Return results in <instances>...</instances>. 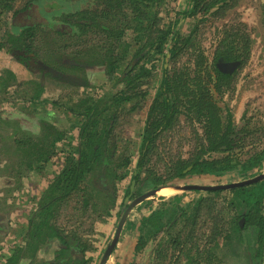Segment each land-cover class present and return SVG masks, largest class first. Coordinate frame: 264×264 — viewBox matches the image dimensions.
Listing matches in <instances>:
<instances>
[{
    "label": "trees",
    "instance_id": "16d2710c",
    "mask_svg": "<svg viewBox=\"0 0 264 264\" xmlns=\"http://www.w3.org/2000/svg\"><path fill=\"white\" fill-rule=\"evenodd\" d=\"M205 1L190 0L188 7H191V11L188 13L196 14ZM156 3L159 4L160 1L0 0V23H3L7 16L10 18L7 22L9 28L5 32L6 41L0 39V51L33 54L37 51L36 35L40 31L53 30L57 36L70 35V39L76 41L74 45L77 49L70 57L72 66L63 70L60 66H53L42 60L50 73L39 74L54 79V82L67 90L77 91L87 87L89 83L81 73L84 67L97 63L105 66L108 78L115 79L114 85L121 87L108 94L110 97L99 100L82 95H78L74 100H66V96L57 100L55 105L66 115L72 116L71 128L75 130V141L78 144H74V139L68 136V131L54 128L55 130L50 132V126L45 127L38 138L22 136L20 139H13L18 146L16 152L21 156L18 158V174H22L24 169L36 173L47 171L45 168L51 160L62 152L58 153L59 145L63 144V147L69 148L70 151L63 152L67 155L65 165L42 193L37 201L38 210L28 220L24 237L26 244L17 247L6 264H19L25 256L34 259L41 248L52 243H58L60 249L55 251V260L48 264H90L91 259H87L85 254L91 248L83 243L80 234H68L57 226L60 209L70 205L72 201L77 203L75 207L78 205L76 210L79 205L88 209L93 203V196L99 197L94 193L103 191L107 200L102 219L113 217L112 211L118 203L116 185L128 178L144 185L146 193L165 186L188 184L190 179H197V182L211 181L236 172L242 182L264 172V150L258 152L255 149L257 147L253 146L251 152L245 155H242V152L241 156L239 154L244 146L256 143L252 136L255 138L259 133L250 131L247 127L237 129L232 115L226 112V116L222 117L223 110L214 102L212 87L217 93L223 94V91L231 88L234 83V74L222 73L217 68V63L232 60H239L242 64L246 62L231 41L227 43L229 37L225 38L216 50L213 72H208L205 78L199 72L192 77L186 65L174 68L173 73L164 65L162 81L140 138L135 170L131 171L133 156L118 154L113 140L117 120L134 99L146 96L141 92V87L146 79L153 76L156 67L154 60L161 57L166 63L173 61L194 36L191 32L182 39L178 31L158 27ZM97 6L100 7L96 8ZM213 7L214 4L204 6L202 13L209 12ZM132 29L136 33V46H132L134 49L130 50L131 46L125 44L123 38L126 31ZM97 36L100 37L97 40L104 43L96 45ZM246 39L248 43L249 39ZM105 45L109 47L105 48ZM71 47L73 45L68 46ZM97 49L99 56L94 60L89 53ZM195 57L198 63L205 61L202 54ZM17 60L22 64L26 62L24 57ZM10 84L20 85L15 73L10 69H3L0 71V89L6 90L7 93ZM24 85L32 86L31 90L29 89L32 95L29 97L30 102H26L28 107L30 106L28 109L36 113L41 108L38 104L45 92L44 79L39 77V80H31ZM180 97L185 101L182 102ZM135 108L136 106L132 109ZM158 108L161 114L155 116ZM184 113L201 122L203 133L199 137L200 143H197L190 157H180L167 168L169 174L165 179L156 178L153 171L147 168L150 161L148 156L158 150L160 136ZM143 170L146 176L140 180ZM222 191L226 190L210 192L220 195ZM227 191L231 196V201H227L231 207L230 211L240 215L237 219L234 217V221L245 218L249 226L258 230V237L264 244V179ZM130 193L129 187L127 195ZM138 194V197L143 195ZM182 196H173L170 203L179 205L182 203ZM147 203L148 201H144L139 204L135 211H141ZM127 205H123V212ZM180 208L178 206V211L184 213L186 209ZM121 213L115 214L114 217L120 219ZM166 214V209L160 208L153 210L150 215H144L138 221L126 219L125 229L138 227V251L147 246L148 238L162 233L163 228L168 225L163 221ZM232 225L238 230V225ZM217 226L219 225L213 229L214 244H217V238L223 236V230L217 229ZM231 226L230 232L233 230Z\"/></svg>",
    "mask_w": 264,
    "mask_h": 264
},
{
    "label": "rangeland",
    "instance_id": "374dc122",
    "mask_svg": "<svg viewBox=\"0 0 264 264\" xmlns=\"http://www.w3.org/2000/svg\"><path fill=\"white\" fill-rule=\"evenodd\" d=\"M159 1L160 3H156L155 8L159 19L157 26L178 31L182 39L189 36L191 32L194 36L189 45H185L173 61L166 63L161 57L154 60L156 67L153 76L146 79L141 87V92L146 96L134 99L117 120L113 140L118 148V154L133 156L131 171L135 170L140 138L162 81L164 65L168 67L170 73H173L174 68L186 65L192 77L195 76L196 72H199L205 78L208 72H213L215 52L227 37H229L227 43L231 41L238 49V53L244 56L246 62L241 64L233 73L234 83L231 88L224 90L223 94L217 93L214 87L211 88L214 102L223 110L222 117L226 116V112L232 115L237 129L247 127L246 129L259 133V136L255 138L252 136L256 142L254 145L244 146L243 151L240 149V156L242 152V155L251 152L253 146L257 147L255 149L258 152L264 150V0H206L194 15L188 13L191 11V7H188L190 0ZM211 4H214V7L209 12L202 13L204 6ZM8 21L10 18L7 16V19L0 23V39L3 42L6 41L5 32L9 28L7 26ZM70 38V35L57 36L53 30L37 32L36 50L38 58L36 59L41 63L43 60L53 66H60L63 70L69 69L72 66L70 57L77 50L74 45L76 41ZM97 38L100 37L95 38L96 45L104 43ZM246 38L249 39L248 43ZM135 40L136 33L133 29L126 31L123 41L131 46L130 50L134 49L132 46H136ZM69 45H73V47L68 48ZM110 45L113 46V44ZM107 47L109 45H105V48ZM98 51L97 49L90 52L89 56L95 60L99 56ZM200 54L204 57L203 63H198L197 57H195ZM6 68L15 73L20 85L10 84L7 93L6 90L0 89V264H6L14 250L26 244L24 237L28 220L38 210L37 201L42 193L48 188L55 174L65 165L67 155L63 152L70 151L69 148L65 149L63 144L59 145L58 153L62 152L56 156L57 158L54 157L51 160L49 166L45 168L47 171L36 173L24 169L22 174H18V158L21 156L16 152L18 146L13 139H20L22 136L38 138L42 135L44 128L50 126L48 128L51 130L50 132L55 129L68 131V136L73 138L74 144H76L77 136L75 130L73 131L71 128L72 116L66 115L55 105L57 100L65 96L66 100L69 98L74 100L78 95L99 100L103 97H110L108 94H112L121 88L114 85L115 79L108 78L105 66L97 63L87 65L81 73L89 81L88 86L77 91L69 88L67 90L60 85L55 86L51 79L47 78L45 92L39 101L40 103L38 102L41 108L35 113L28 109L30 106L28 107L26 102H30L32 86L24 84L31 80H38L39 76L35 74L36 70L27 69L17 61L12 53L2 50L0 51V71ZM180 99L182 102L185 101L182 97ZM134 106L136 108L132 109ZM158 113L161 114L159 108L154 115L156 116ZM202 133L201 122L191 119L185 113L179 115L170 129L160 136L158 150L151 154L147 168L153 171L156 178L165 179L169 174L167 168L170 165L180 157L188 158L193 154L197 143H200L199 137ZM145 176L146 172L143 170L140 180H143ZM197 181V179H190L188 184L228 185L241 182V179L236 172H233L226 174L221 179ZM132 183L133 180L128 178L116 185L118 203L113 214L118 211L122 212L121 216L124 214L121 210V204L124 199L126 201L127 197L130 196L127 195V189L131 188ZM145 191V186L136 182L133 197L138 198V193H145ZM102 192L94 193L99 197L93 196V203L88 209L79 205V209L76 210L78 205L75 207L77 203L72 201L70 205L60 209L61 214L57 218V226L68 234L78 232L83 243L92 244L91 249L86 253V257L92 259L91 264L100 263L105 252V242L108 240L109 245L115 238L118 229L119 218H116V222L112 224V233V229L110 233L103 229L106 227V220L110 219V216L106 220L102 219V212L106 210L107 200V195ZM176 195H183L182 203L172 205L170 200ZM146 201H148L147 206L142 211H148L149 208H155L154 210L166 209L167 214L163 221L170 224L172 236L171 238L166 237L162 232L157 238H148V244L144 250H135L130 263L127 261L128 264H173L176 257H180L188 251L195 257L200 251L201 241H205L204 250L207 252H209L208 249L212 250L209 252L211 257L215 252L220 264H242L229 256L230 251L224 242L235 217L233 210L230 211L231 207L227 203V201H231V196L227 190L216 195L214 192H186L177 189L175 192L158 195L155 199L151 198ZM200 204L202 207L198 209ZM178 206L185 208V212H179ZM191 207L193 208L191 209ZM142 215L134 209L129 213L128 220L138 221ZM215 224L219 225L217 229L223 230L222 238L216 239L217 244H214L212 240ZM100 225L103 231L99 229ZM200 229L202 230L198 232ZM196 230L195 238L189 237L190 232L195 233ZM178 232L182 233V244L172 240L175 238L174 234L176 235ZM124 233H121L119 243L122 242ZM138 236L139 234H137V240ZM229 243L231 244L232 240ZM253 243L254 239L252 238L246 242V248L249 249ZM41 249L34 259H31V256H25L19 264H48L55 260V251L59 250L60 247L58 243H52Z\"/></svg>",
    "mask_w": 264,
    "mask_h": 264
},
{
    "label": "flooded vegetation",
    "instance_id": "af4514ba",
    "mask_svg": "<svg viewBox=\"0 0 264 264\" xmlns=\"http://www.w3.org/2000/svg\"><path fill=\"white\" fill-rule=\"evenodd\" d=\"M12 54L16 57V59H21V57H24L26 59L25 64L20 63L18 60L17 61L21 65L25 66L27 69H35L36 70L35 71V74L37 76L41 77V79L43 78L44 79V84H47V82H46V79L47 78L44 75L39 74V73H44L45 74V73H48V72L50 73V71L48 70L47 67L44 66L43 62L41 63L39 60L36 59V58H38L37 57V51H34L33 54H25L23 52L14 51V53H12ZM237 61H239V60H232L231 62H222V61H220L219 63H217V68H218V64H220V63L231 64L232 62H237ZM241 64H240V66H241ZM240 66H238V68ZM237 69H235L233 71V73H235ZM233 73L232 74H229V75H233ZM39 77H38V80H39ZM51 81H53V83L55 84V86L58 85L56 82H54L55 81L54 79L53 80L51 79ZM148 157L150 159L151 154ZM135 161H137V159ZM181 185H185V184L182 183ZM155 190H157V189H155ZM151 191H153V190H151ZM151 191H148V192H151ZM148 192H146V193H148ZM206 192L209 193L210 191H206ZM129 195H131V198H130V201H129L128 205L125 203V199H124L123 203L121 204L122 205L121 206V210H122L123 205H127V207L125 208V209H127L128 206L130 205V203L136 199V198L133 197L134 191H133V193L131 192ZM143 195H144V193H143ZM201 207L202 206L200 204L198 206V209L201 208ZM136 212L141 213V211H137V210H136ZM118 213H119V211L117 213H115V214H118ZM112 214H113V211H112ZM233 214H234V216H235L236 219L238 218V216H240L237 213H233ZM127 219H128V217H127ZM232 223H235L236 225H238V227H239L238 230L233 228L234 226L232 225ZM232 223H231V225H232L231 227H232L233 230H232V232H230V227H229V229H228L229 230L228 236H226L227 239L224 240V242L227 244V249L230 251L229 256H232L233 260L239 261L242 264H264V244L261 243L262 241H260V239L258 237V230L256 228H254V227L249 226L248 225V222L246 221L245 218H239L237 221L235 220ZM165 227L166 228H163V231L162 232H164V234L166 235V237L171 238L172 235L170 233L171 232L170 231V224H168ZM201 230L202 229L198 230V232L201 231ZM125 231L126 230H125V227H124V229H123L122 232H125ZM159 234L160 233H158V234H156L154 236H151V238L152 239L157 238L159 236ZM196 235H197V230H196L195 233H193V231H191L189 237H191V238L194 239ZM181 236H182V233L178 232L176 235L174 234V237L175 238L172 239V240H174L175 243H177V240H178V243L179 244H182L183 241L181 240ZM252 238L254 239V243L252 244L253 246H250V248L247 249L246 248V242L250 241V239H252ZM108 239H109V237H108ZM230 240H232V243L231 244L230 243L228 244V242ZM107 241L105 242V246H104L105 247V250L104 251H106L107 248L111 244L110 243L108 245V242L109 241L108 242ZM201 242L202 243H200V251L198 252V254L195 255V257L190 253V251H188V252H185L182 256L176 257L173 264H220L219 263V258L215 255V252H213V254H212V257L213 258H212L210 256V253H209V252H212V250L208 249L209 252H207V250H204L205 249V246H206L205 245V241H201ZM85 244H87L90 248L92 246V244L91 243L88 244V242L85 243ZM119 244L120 243L118 242V244L115 247L113 253L111 254V256H109V258L107 259V262L105 264H107L108 261H109V259L113 257V255L115 254L116 250L118 249ZM137 245H138V242L136 244L135 250H137ZM141 250L143 251L144 248L141 249ZM141 250H139V251H141ZM104 253H103L102 257L104 256ZM85 255H87V254H85ZM87 259H91V258H87ZM101 260H102V258H101ZM101 260H100V262H101ZM91 262H92V259H91Z\"/></svg>",
    "mask_w": 264,
    "mask_h": 264
},
{
    "label": "water",
    "instance_id": "95a60500",
    "mask_svg": "<svg viewBox=\"0 0 264 264\" xmlns=\"http://www.w3.org/2000/svg\"><path fill=\"white\" fill-rule=\"evenodd\" d=\"M241 62L237 61V62H232L231 64H226V63H220L218 64V68L222 73L225 74H232L233 71L235 69L238 68V66H240ZM264 179V173L259 174L257 176H254L250 179L244 180L242 182H237V183H232V184H228V185H214V186H207V185H197V184H185V185H178L180 188H178L179 190H183V191H220V190H231V189H236V188H240V187H244L246 185H250L253 183H256L258 181H261ZM135 183L136 181H133L132 186H131V192L134 191V187H135ZM174 186V185H171ZM177 186V187H178ZM168 186L162 187L160 189L157 190H153L151 192H148L138 198H136L134 201H132L130 203V205L128 206L127 209L124 210V214L121 216V218L119 219V222L117 224L118 229L116 231V235L115 238L112 240L110 246L107 248V250L104 253V256L102 257V260L100 262V264H105L107 262V259L109 258V256H111V254L113 253L115 247L117 246L118 242H119V238L120 235L125 227V222L126 219L129 215V213L139 204L143 203L144 201L148 200V199H155V197H157L160 193V191L163 188H166ZM175 187V186H174ZM130 196L127 197L125 203L128 204L129 200H130Z\"/></svg>",
    "mask_w": 264,
    "mask_h": 264
},
{
    "label": "crops",
    "instance_id": "0c3cea01",
    "mask_svg": "<svg viewBox=\"0 0 264 264\" xmlns=\"http://www.w3.org/2000/svg\"><path fill=\"white\" fill-rule=\"evenodd\" d=\"M160 195V194H159ZM155 208H149L148 211H142L141 210V214H143L141 217H143L144 215H150V213L154 210ZM115 214H113V217L110 216V219L108 218L106 221V227H103V229H105L108 233H110L111 229L113 228V223L116 222V218L114 217ZM140 217V218H141ZM126 227V226H125ZM100 230L102 229L101 225H100ZM125 236L122 240V242L119 244L118 249L116 250L115 254L113 255L112 258L109 259L107 264H123V262H125V264L130 263L131 258L133 257V253L135 252V248H136V244H137V234H139L138 232V227L136 228H131L129 229H125ZM103 231V230H101ZM113 232V229L111 231V233ZM107 234V233H106ZM109 235V234H108ZM119 259H116V258ZM128 261V263H127Z\"/></svg>",
    "mask_w": 264,
    "mask_h": 264
},
{
    "label": "bare ground",
    "instance_id": "6f19581e",
    "mask_svg": "<svg viewBox=\"0 0 264 264\" xmlns=\"http://www.w3.org/2000/svg\"><path fill=\"white\" fill-rule=\"evenodd\" d=\"M178 188H180L179 186L177 187V185L174 186H168L166 188H163L161 191H160V195H166L168 193H172V192H175Z\"/></svg>",
    "mask_w": 264,
    "mask_h": 264
}]
</instances>
